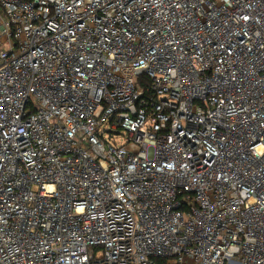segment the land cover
<instances>
[{
	"label": "built area",
	"instance_id": "obj_1",
	"mask_svg": "<svg viewBox=\"0 0 264 264\" xmlns=\"http://www.w3.org/2000/svg\"><path fill=\"white\" fill-rule=\"evenodd\" d=\"M158 259L264 264V0H0V264Z\"/></svg>",
	"mask_w": 264,
	"mask_h": 264
},
{
	"label": "trees",
	"instance_id": "obj_2",
	"mask_svg": "<svg viewBox=\"0 0 264 264\" xmlns=\"http://www.w3.org/2000/svg\"><path fill=\"white\" fill-rule=\"evenodd\" d=\"M142 77H144V76H142ZM158 264H161V262H162V260H155Z\"/></svg>",
	"mask_w": 264,
	"mask_h": 264
}]
</instances>
